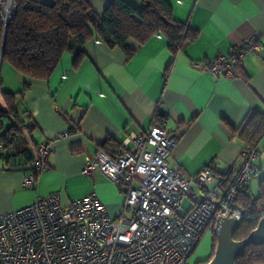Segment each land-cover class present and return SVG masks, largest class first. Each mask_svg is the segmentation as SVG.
<instances>
[{
  "label": "crops",
  "instance_id": "crops-1",
  "mask_svg": "<svg viewBox=\"0 0 264 264\" xmlns=\"http://www.w3.org/2000/svg\"><path fill=\"white\" fill-rule=\"evenodd\" d=\"M86 1L102 17L112 0ZM126 1L142 7L140 0ZM166 1L174 20L196 33L176 55L163 36L142 45L129 42L135 48L131 57L94 39L81 48L72 42L71 52L62 56L47 80L19 74L0 59V108L7 109L2 95L12 94L18 115L0 120V133L11 137L0 149V213L54 194L67 207L93 193L109 215L118 218L123 186L99 172L82 175L85 158L94 156L106 141L120 153L127 140L159 121L177 138L168 159L174 171L191 178L211 164L216 176L233 172L244 146L243 127L254 114L264 115V0ZM251 36L258 37L262 49L245 57L236 78H215L203 67L192 66L228 55ZM79 51L82 55L75 61ZM46 141L52 142L48 169L33 189H23L35 148ZM258 164L261 172V156ZM251 189L252 181L249 193ZM191 193L196 194L194 186Z\"/></svg>",
  "mask_w": 264,
  "mask_h": 264
},
{
  "label": "built area",
  "instance_id": "built-area-1",
  "mask_svg": "<svg viewBox=\"0 0 264 264\" xmlns=\"http://www.w3.org/2000/svg\"><path fill=\"white\" fill-rule=\"evenodd\" d=\"M16 11V0H0L3 36ZM261 49L258 37L251 36L228 55L192 66L232 80L245 57ZM165 126L159 121L144 134L132 136L118 155L98 151L85 158L82 175L99 172L123 186L118 218H112L93 193L67 207L54 194L0 213V264H189L202 236L214 234L221 219L240 222L244 211L237 198L260 173L258 148L242 147L227 180L214 175L211 164L187 178L168 165L177 138ZM128 143L131 148H126ZM51 152V141L36 146L23 189L36 186L48 169ZM192 186L196 194L191 193ZM257 211L264 213V202Z\"/></svg>",
  "mask_w": 264,
  "mask_h": 264
},
{
  "label": "trees",
  "instance_id": "trees-1",
  "mask_svg": "<svg viewBox=\"0 0 264 264\" xmlns=\"http://www.w3.org/2000/svg\"><path fill=\"white\" fill-rule=\"evenodd\" d=\"M140 1L142 7L136 8L126 0H112L103 16L99 17L86 0H53L50 5L35 0H16L17 11L6 28L4 38L0 23L1 60L28 78L47 80L62 56L71 52L72 42L81 48L94 39L109 49L118 48L131 57L135 48L129 42L142 45L153 36H163L176 55L195 39V32L174 20L166 0ZM80 55L82 51L75 55L74 60L77 61ZM2 97L7 109L3 111L0 108V120L10 119L9 116L15 119L18 115L14 95L3 94ZM6 135L0 133L2 148L10 144ZM263 137L264 115L254 114L243 127L240 139L244 145L257 147ZM114 146L106 141L98 149L108 155L120 154L112 150ZM230 176L231 173L221 177L227 180ZM258 191L255 199L247 188L238 195L237 202L244 211V217L233 233L236 241L244 239L264 216V213L257 211L264 202V177L259 182ZM235 264H264V246H248L243 257L238 258Z\"/></svg>",
  "mask_w": 264,
  "mask_h": 264
},
{
  "label": "water",
  "instance_id": "water-1",
  "mask_svg": "<svg viewBox=\"0 0 264 264\" xmlns=\"http://www.w3.org/2000/svg\"><path fill=\"white\" fill-rule=\"evenodd\" d=\"M238 224V221L229 218L221 219L217 223L213 234L215 239L213 254L202 264H235L238 258L243 257L248 246H264V216L244 239L236 241L233 239V233Z\"/></svg>",
  "mask_w": 264,
  "mask_h": 264
},
{
  "label": "rangeland",
  "instance_id": "rangeland-1",
  "mask_svg": "<svg viewBox=\"0 0 264 264\" xmlns=\"http://www.w3.org/2000/svg\"><path fill=\"white\" fill-rule=\"evenodd\" d=\"M10 119L13 120L12 116H9ZM259 151H261V164H262V168H261V172L260 175L258 177H255L252 180V189H251V197L252 198H257L259 195V191H258V185L259 182L261 180V178L264 177V142H262L261 144H259ZM213 234L206 232L196 250L194 251V253L192 254V256L190 257L188 263L189 264H195L196 262L199 261H203L204 263L207 262L209 260V258L212 256L213 251H214V247H215V241L213 242Z\"/></svg>",
  "mask_w": 264,
  "mask_h": 264
},
{
  "label": "flooded vegetation",
  "instance_id": "flooded-vegetation-1",
  "mask_svg": "<svg viewBox=\"0 0 264 264\" xmlns=\"http://www.w3.org/2000/svg\"><path fill=\"white\" fill-rule=\"evenodd\" d=\"M204 263L203 261L196 262L195 264H202Z\"/></svg>",
  "mask_w": 264,
  "mask_h": 264
}]
</instances>
